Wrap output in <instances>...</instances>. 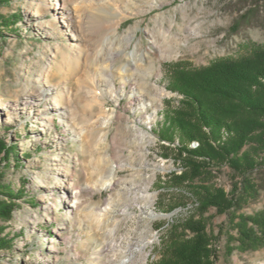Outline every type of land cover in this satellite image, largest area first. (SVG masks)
I'll list each match as a JSON object with an SVG mask.
<instances>
[{"label": "rangeland", "instance_id": "obj_1", "mask_svg": "<svg viewBox=\"0 0 264 264\" xmlns=\"http://www.w3.org/2000/svg\"><path fill=\"white\" fill-rule=\"evenodd\" d=\"M246 12L252 22L233 28ZM0 31V138L19 157L5 173L14 198L0 188L11 211L0 209L11 243L0 264H160L200 218L215 264H264V248L235 250L227 214L203 212L202 182L177 178L182 135L171 124L186 107L177 80L264 48V5L10 0ZM212 171L206 187L229 193L231 169ZM253 179L246 215L264 210V164Z\"/></svg>", "mask_w": 264, "mask_h": 264}, {"label": "trees", "instance_id": "obj_2", "mask_svg": "<svg viewBox=\"0 0 264 264\" xmlns=\"http://www.w3.org/2000/svg\"><path fill=\"white\" fill-rule=\"evenodd\" d=\"M9 2L0 0V6ZM247 2L251 9L264 5V0ZM247 12L233 28L244 20L252 22ZM3 36L0 31V37ZM176 86L186 100V107L174 111L171 117V124L182 135L177 149L182 170L177 178L204 184L199 199L203 212L216 207L229 216L238 234L235 250L264 248V210L253 215L241 213L259 196V185L253 175L264 164V48L251 57L217 64L197 77H181ZM192 142H198L199 147L190 148ZM15 149L0 138V162L6 163L0 166V188L6 189L11 199L14 197L5 184V173L10 157L19 158ZM226 164L234 176L232 190L228 193L221 188L206 187L212 169ZM0 209L4 211L1 217L9 219L10 206L2 204ZM213 240L204 219H192L186 223L182 235L172 237L160 264H215L218 253ZM10 248V240L0 228V250Z\"/></svg>", "mask_w": 264, "mask_h": 264}]
</instances>
